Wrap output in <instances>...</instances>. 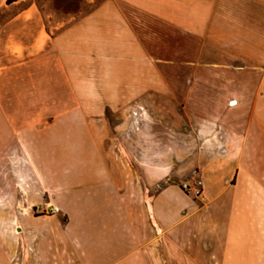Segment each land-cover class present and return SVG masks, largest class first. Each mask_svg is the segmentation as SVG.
I'll return each instance as SVG.
<instances>
[{
    "label": "crops",
    "instance_id": "obj_1",
    "mask_svg": "<svg viewBox=\"0 0 264 264\" xmlns=\"http://www.w3.org/2000/svg\"><path fill=\"white\" fill-rule=\"evenodd\" d=\"M6 1L0 193L11 177L16 191L19 153L25 193L35 178L69 215L55 264H264V0H103L80 15L44 8L65 0ZM98 68L120 86L109 96L94 78ZM129 83L190 84L186 100L200 84L201 105L190 114L202 116L203 169L227 164L226 184L187 218L190 235L180 242L173 232L163 251L161 213L177 202L174 190L145 199L128 157L107 150L101 110L85 105L98 92L122 98ZM226 115L236 121L221 124Z\"/></svg>",
    "mask_w": 264,
    "mask_h": 264
},
{
    "label": "rangeland",
    "instance_id": "obj_2",
    "mask_svg": "<svg viewBox=\"0 0 264 264\" xmlns=\"http://www.w3.org/2000/svg\"><path fill=\"white\" fill-rule=\"evenodd\" d=\"M102 1L65 0L49 3L44 8L55 10L59 14L80 15ZM116 68L119 73V67ZM102 72L103 69L98 68V74L94 75V78L98 80L101 92L106 91L109 96L112 86L113 89H119L120 86L106 81ZM189 85L129 83L118 90L123 97L114 99L113 102L110 98H100L99 92L95 99L85 101L87 107L93 103L101 110L107 150L112 154L128 157L130 177H134L138 187L141 184L148 188V191H145V199L147 195L152 197L167 188L174 190L177 202L161 213L159 247L162 251L165 250L163 241L169 242L170 235L174 236L173 232H176L180 242H183L184 235H190L191 227H187V231L185 227L187 218L199 215L200 208L214 200L215 195H210L209 192L216 186H224L228 176V171L223 170L227 164L223 162L217 172L207 174L203 169V165L208 163L210 158L204 153L206 147L202 146L204 136L199 130L202 116L190 114L191 111H199L200 84H193L194 97L186 100L185 89ZM236 118L234 115H226L221 116L219 121L221 124L229 119L235 122ZM17 158L16 191L14 192L12 187L9 189V184L14 181L12 177L2 179L0 264H42L43 253H50V259L47 261L49 264H55L58 240L69 220L68 212L58 210L53 198L41 191L35 178L28 181L30 191L28 195L25 193L26 185L19 176L20 168L25 164L19 153ZM193 168H198L204 173V196L200 199L185 194L179 187L180 182ZM258 172L260 181L264 183V169ZM169 215L176 217L171 226L165 225ZM200 230V227L195 229L197 236H201ZM258 234L260 235L259 231ZM152 242L149 244L151 258L153 253L158 256L157 249L152 248Z\"/></svg>",
    "mask_w": 264,
    "mask_h": 264
},
{
    "label": "built area",
    "instance_id": "obj_3",
    "mask_svg": "<svg viewBox=\"0 0 264 264\" xmlns=\"http://www.w3.org/2000/svg\"><path fill=\"white\" fill-rule=\"evenodd\" d=\"M180 189L196 198H203L204 196V179L200 169L193 168L189 175L183 179L179 184Z\"/></svg>",
    "mask_w": 264,
    "mask_h": 264
},
{
    "label": "trees",
    "instance_id": "obj_4",
    "mask_svg": "<svg viewBox=\"0 0 264 264\" xmlns=\"http://www.w3.org/2000/svg\"><path fill=\"white\" fill-rule=\"evenodd\" d=\"M12 1H15V0H7L6 3H10V2H12Z\"/></svg>",
    "mask_w": 264,
    "mask_h": 264
}]
</instances>
